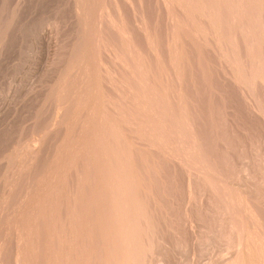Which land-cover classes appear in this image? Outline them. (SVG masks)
Returning <instances> with one entry per match:
<instances>
[{"label":"rangeland","instance_id":"374dc122","mask_svg":"<svg viewBox=\"0 0 264 264\" xmlns=\"http://www.w3.org/2000/svg\"><path fill=\"white\" fill-rule=\"evenodd\" d=\"M72 1L73 0H0V117H1L0 118V138H1L0 139V146H1L0 147V159H1L0 160V170H2V171H0L1 172L0 173V175H1L0 176V182H1L0 184H2L0 186L1 187V189H0V199H1L0 200V209L4 205L3 208L0 210L1 211L0 212V217H1L0 222L2 221V223H3L0 225V228H1V230L3 229L2 230L3 235L1 234V236L3 237L2 238L3 239L2 245H3V250L5 252L4 255L1 256V258L4 257L5 259L4 258H3V260L1 259L0 264H2L3 261H5V262H3V264H12L14 262L16 251H17L16 244L18 246L17 240H19V237L16 238V235H18V233L15 232V230H11L12 232L10 231L11 221L13 222V219L17 220V217H19L17 214H20L21 211H23L25 209V207L26 208L33 207L32 205H28V206L25 205L26 202H24L22 199L25 196L26 189H27L28 185L29 186L32 185L33 182L35 184L37 178L39 179L38 181H40V179L42 178V176H40V174L44 175L45 171L48 170L51 165H52L51 167H53L55 164L57 165L58 162L56 163V161H58V160H55L56 159L55 155L57 153L56 151H58L60 149L59 147H61V148L64 147L63 144H65V142H66V141H64L66 139L65 135H64L65 134L64 129H65V131L69 130L70 132H73V130L77 129V127L75 129H72L70 127L72 125L70 124L68 128H67L68 125L67 126L62 125L61 127H58L60 129L56 128L55 130H51L50 125H52V123L56 117L55 113H56V106H57V103H56L57 98L59 99L60 95L63 93V91H62V93L60 91L63 90L64 88H66L67 86H72V85L75 86L76 85L75 87L77 88L80 85H83V84L85 85V83L93 86V87H91L93 95H94V92H96L95 93L96 96H98V95L100 96L99 100L102 101V103H104V105L106 107L109 104V106L105 110V113H104V111L102 112L103 116L105 118H107L106 120H108L104 124V127L106 126L108 129L107 130L105 127V131H104V137H105V142H106L107 146H109L108 144H111V146H115L116 141H117L116 138L115 139L111 138V137L108 138V136L110 134V133H108V131H110V130L113 131L114 129L118 130L119 133L121 132L123 134V136L126 138V139L124 138L122 140V143L125 140L127 141V142L126 141L124 142L126 145L122 146L123 149L125 147L130 148V151L133 154L132 159L134 161V164L136 162V165H134L136 167V170L140 171V169H142L140 171L141 172L140 180L142 178L143 179L140 182H142L143 185L141 183H140V185L146 187L145 189H148L150 191L149 194H152L151 197L153 199L150 197L152 200L149 198L150 195L148 197L146 196L145 198H146V200H148V204L150 205V206L149 205L148 206L150 208H152V209H150L151 212L153 210V213H152L153 217L152 218L154 219L155 222H157L156 223L157 225L155 224V226L158 228L157 229L155 228V233H156L155 237L158 238L157 236L160 235L159 239L161 240V241L159 239L157 240L160 242H157L156 240L155 241L157 243H160L159 245H161V243H162L161 246L158 245L160 248L157 246L159 248V249L158 248L157 249L160 250V252H158V254H157V251H158L157 250L155 252L156 255L154 254V257L160 256L159 254H161V256H163V257L168 256L165 258L161 257L164 260H162L163 262L161 261V263H159V264H194V263L195 264L196 263L197 264H213L214 262H215L214 264H217V263L220 264V261H227L228 262L229 260L234 259V256L237 253L236 237H234L235 234L229 233L230 237H229V234H227V235L224 234V232H226L227 230H224L225 224L223 223V220H221L222 218L221 217L219 218V216H221V215L217 214V216H215V218L212 215H209L210 212H208L206 200H207V197L209 196L208 193L211 194V192H209L210 190L207 191V189H208L207 187H205L204 189H203V187H200L203 184V183L202 184L200 183V180H198L199 183L198 182L196 183L194 181V179H192V177H188L190 175H189L188 169H186L187 164L183 166L182 159L179 160L181 158L180 157L181 155H178V153L176 151L174 152V150H172V148H171L172 146L167 145L170 147V150L166 146V148H164V150H166V151H164L162 149L163 147L158 146L156 148L157 145H153L154 143L152 142L153 143L152 144L151 141H148L149 143L145 144L147 142H146V139H144V137H143L144 135H142L143 132H141V130L143 131V128L140 130V132H139V129L141 128V124L143 123V118H144L143 115L144 114L146 115L149 112V109H147V108L144 109V108L140 107V104H137V103L141 102V100H143V98L146 99V95H148V94L145 93L144 89L146 88V86L148 84L146 85V83L145 84L143 83L144 85L142 84L140 86V84H136V81H137L136 78L138 77L141 70L143 71L145 68V70L151 74V79H152V81L150 80V83L152 82V84H150L148 86V88H153V87H150L152 85L154 86L153 90L156 88L159 89V87L160 88L161 87L168 88V91L166 92V94H162L163 92L160 93L158 91V93H160V94H158L157 97H160L161 95H162L161 96L162 98L168 97V99L170 100V105H171L170 110L172 111L174 109L172 111V112L175 111L174 113H176V111H177L178 112L177 114H179L178 116H180V118L182 116V118H183V119L181 118L180 120L186 121V123H188V126L191 127V130L189 129L190 131H188V133L186 132L185 139H187V138H192L194 140L197 139L196 141H199V144H200L199 149H200V151H202L204 153L203 155L209 154V155H206V157H208V156L212 157L211 162H212V160L214 161L213 162L214 168L217 170L216 171L218 173L217 175H220V176H218L220 181H222V183H223L225 180L226 181L228 180L229 182H226V183L224 182V183L229 184V185H226L227 187L231 185L230 188L229 187L225 188L226 191H229L231 193V195L234 194L233 197L234 196L236 197V200L238 201L237 204L241 203V204H243V206H245V204L247 203L244 208L242 207L243 210L245 209L244 212L242 211V208L239 209L241 211L237 215L238 218L244 217V215H245V217H247V216H249V214L257 215L258 221H255V222L246 221L245 224H246V226L248 225L249 228H251L250 227L251 223H252V228H253V226H254V228L260 226V228L263 229V232L261 234V236L263 237L264 236V194H263L264 193V191H263L264 190V183H263L264 182L263 181V179H264V170H263L264 169V163H263V161H264V73L263 72H264V70L262 69L261 66H264V61H263L264 57H261V56L264 55L263 54L264 52L261 49L264 48V42H263L264 41V36H263L264 35V28L261 26H264V24L260 25V27L258 25V28L256 30V34L259 35V36H257L259 38V40L257 38V40L254 41L253 44H250V42L247 41V39H249V37L251 36L250 34L252 32L250 29L249 30L251 32L248 30L247 24H249L250 17L253 14L254 10L255 11L258 10L259 13L257 11L256 12L261 15V18H263L262 14L264 15V13H263L264 12V9H263L264 1L262 2L261 0L260 1L259 0H254V1L252 0L253 1L252 2L251 0H233V1L232 0H227V1L225 0L226 2H224V0H221V1L220 0H206V1L205 0H182V1H180V0H177V1L176 0H168L169 2H167V3L165 2L167 0H164V1L163 0H160V1L159 0H154V1L153 0H103L104 2L102 0H89V1L84 0L85 2L83 0H74L73 2ZM97 1H99V3ZM100 1H101V3H100ZM191 2L193 4H196V5L192 4L194 6L193 8H189V7H191L190 6ZM235 2L237 5L235 4ZM239 2H241V3H239ZM249 2H251V4ZM252 3H253V5H252ZM203 4H204V7H202ZM206 4H208V6ZM232 4H234L233 5L234 7L232 6ZM94 5H95V7H94ZM100 5H101V7H100ZM199 6L201 7L202 10H200ZM250 6L253 7L254 9L250 8ZM261 6H263V7H261ZM219 7L223 8L224 10L221 9V11H220ZM226 7L228 8V11H227ZM257 7H260V8H257ZM208 8H210V9H208ZM218 8H219V10H218ZM261 8L263 10V12L261 10L262 13L260 12ZM211 9H214V10H211ZM249 9H251V10L248 11ZM72 10H73V12H72ZM105 10H107V11H105ZM203 10H205L204 11L205 14L203 13ZM216 10L218 12L220 11L222 13L218 14V12ZM222 10L225 11L227 14L225 12H223ZM192 11H194V13L196 12V14L198 13V17ZM229 11L231 12V14ZM238 11H239V13H238ZM117 12H118V14H117ZM233 12H235V13L232 15ZM87 13H89V15ZM207 13H209V14L211 13V14L208 15ZM109 14H110V16H109ZM151 14H152V16H149ZM254 14L256 15V13H254ZM111 15H114L113 18ZM203 15L204 16L207 15V16L204 17ZM212 15H214V17ZM216 15H218V17ZM234 15H236V16H234ZM239 16H240V18H239ZM252 16H254V15H252ZM211 17L215 20L210 19ZM158 19H160V20H158ZM239 20H241V21H239ZM149 21H151V23ZM212 21L214 23H212ZM229 22L230 23L232 22V24H228ZM241 22H243V23H241ZM109 23H110V25H109ZM115 24H117V25H115ZM160 24H161V26H160ZM178 25H180V27ZM224 25H226V26H224ZM228 26H230V27L228 28ZM106 27L109 29H107ZM221 27H225L227 29H223ZM81 28H82V30H81ZM115 28H117V29H115ZM160 29H162V30H160ZM246 30H248V31H246ZM120 31L123 34L122 33L119 34ZM130 31H132V32H130ZM175 31H177V32H175ZM124 32H126L125 33L126 35L124 34ZM151 32H152V34H151ZM82 35H84V36H82ZM224 35H226V39L228 38L227 41H226ZM124 36H126V37H124ZM178 36H179V38H178ZM228 36L229 37L234 36L235 37L234 42L236 44L231 43L234 37L230 38V40H229ZM103 37L106 39H104ZM112 37H113V39H112ZM173 37H174V39H173ZM77 38H78V40H77ZM116 38H118V39H116ZM239 38H241V39H239ZM261 38H263V39H261ZM107 39L109 41H106ZM221 39H223V40H221ZM224 40H225V42H224ZM57 41H58V43H57ZM112 41H113V43H112ZM141 41H143L144 43ZM121 43H123V44H121ZM227 43H229V44H227ZM255 43H257V44L259 43L260 45L259 44L257 45ZM261 43L263 45H262V47H259V46H261ZM110 44H111V46H110ZM136 44H138V45H136ZM254 44H255V48H254L255 50H253ZM127 48H130V49L127 50ZM130 50H133V51H130ZM134 50L137 52H135ZM159 50H161V51H159ZM255 51H256L255 54L259 55L260 60H261V58H263L261 61L256 60V58L254 59L255 54H253V52H255ZM155 52H156V54H155ZM123 53H124V55H123ZM127 53H129V54H127ZM136 54H137V56H136ZM84 56L87 60L83 58ZM120 57H122L121 61H120ZM206 57H207V59H206ZM113 58L118 59V62H116ZM83 59H84V62L89 60L87 62L88 64L87 63L81 64L83 62ZM111 60H112V62L113 61H115V62L112 63ZM150 61H152V63ZM78 62H79V65H78ZM114 63H117V64H114ZM122 64H124L125 67ZM162 64H163V66H162ZM76 65L79 67H77ZM80 65H81V68H80ZM83 65H85L86 67L84 68ZM82 67L84 69L87 68L86 71ZM141 67L143 69L140 70ZM69 68H70V70H73V68H74L76 71L74 70L70 73ZM124 68H126V69H124ZM66 70H67V72H66ZM79 70H81V71H79ZM137 70H139V71H137ZM85 72H87V73H85ZM65 73H67V74H65ZM104 73L106 76L104 75ZM79 75H81V76L83 75L82 76L83 78ZM225 75H226V77H225ZM254 76L257 78L255 79ZM84 77L85 78L87 77V78L85 79ZM117 79L119 82L118 84H120V82H122L120 84L121 86L116 85ZM235 79H237V80L238 79H240V80L244 79V83H246L248 85L250 84L252 87L251 86L247 87L246 84L245 85L239 84L238 82H236ZM63 80H65V81H63ZM78 81H79V83H78ZM111 82H112V84H111ZM114 82H115V84H114ZM125 84H127L128 86ZM134 85H136V86H134ZM157 85H158V87H157ZM142 86H143V88H142ZM144 86H145V88H144ZM245 86L247 89L245 88ZM104 87H105V89H104ZM116 87H117V89H116ZM201 87H202V89H201ZM43 89H45V90H43ZM53 89H55V90H53ZM93 89H96V90H93ZM140 90H141V92H140ZM118 91H120V92H118ZM142 91L144 92L143 94H142ZM117 92H118V94H117ZM150 92H154V91L150 90ZM106 93H107V95H106ZM120 93H122V94H120ZM132 93H134V94H132ZM136 93H137V95H136ZM131 94L133 97L131 96ZM163 95H165V96H163ZM251 95H253V96H251ZM75 96L72 97V99L76 98L79 95L77 94V96L76 97ZM135 96H137V97H135ZM127 97L129 98L128 100H126ZM254 97H255V99H254ZM34 98H36V99L33 100ZM120 98H122L123 100L122 99L120 100ZM138 98L140 99V101ZM215 98H217V99H215ZM72 99L69 98V100L71 102L74 101L76 104L72 102L74 107L71 104V106L73 108L71 107V109L69 110L70 111L69 117H73V118H75V116L79 117V118L81 116L84 117L86 115V112H84V115H81V113H83L82 111H84V110L86 111V109L90 108V106H87V107L85 106L86 108L82 110V108H84L83 107L84 105L82 106L81 104L82 103L85 104L86 99H84L83 97H80V96L77 97L76 99H73V100ZM132 99H134V101ZM83 100H85V101H83ZM129 100L131 101V103ZM252 100H253V102H252ZM254 100H256V101H254ZM115 101H117V102H115ZM177 101H178V103H173V102H177ZM179 101L181 102L182 105L179 104ZM135 102H137V103H135ZM132 103H135V104H132ZM240 103H242V104H240ZM91 104H93V102H90V105ZM177 104L180 106H177ZM258 104L261 105L260 107H262L263 109L260 108L258 106ZM86 105H87V103H86ZM123 105H124V108H123ZM181 106L185 112L184 115L182 113L183 110L181 111ZM152 107H151L152 112L156 110L154 107H156L158 110L160 109V106H158V105H153ZM91 108H92V106H91ZM91 108H90V111H91ZM178 108H179V110H178ZM18 109H20L21 111L20 110L18 111ZM109 109H111L110 110L111 112H109ZM142 109H144V110L142 111ZM93 110L91 111V113L94 112V114H92V115L98 116L97 114H99V113L95 112ZM136 110H137V112H136ZM160 110H163V108ZM44 111L46 113H43ZM87 111H89V110H87ZM90 111L87 113H90ZM133 111H134V114H133ZM262 112H263V114H262ZM154 113H156V112H154ZM92 115L87 114V117H90V116L92 117ZM124 116H126L125 118H123L124 120L123 119L119 120L120 118H122ZM129 116H131L132 118ZM137 116H139L140 118ZM87 117H85V118H87ZM177 117H176V119H177ZM37 118H39V119H37ZM114 118H116V119H114ZM35 119H37L38 122ZM72 119L70 121H72ZM178 120H179V117H178ZM112 121H114V122L112 123ZM115 121H116V123H115ZM133 121H134V123H133ZM181 121H180V124H181ZM187 121H190V124ZM108 122H110V124L112 126L109 125ZM130 122H132V123L130 124ZM127 123L129 124V126ZM186 123H184V124L186 125ZM133 124H136V125L133 126ZM144 124L146 125L145 122L142 125H144ZM94 125H95V123L90 124V126H92V127H90L88 125V127L86 129L90 130V131H87V130L85 132L83 131V134L87 133V132L88 133L90 132L91 134H93V131L95 129H98V128H96L97 126L94 127ZM120 125L121 126L124 125V126L121 127ZM137 125L140 126V128ZM136 126L139 129H136L137 128ZM131 127L132 128L134 127L133 130ZM83 128L81 127L80 129L85 130V127H83ZM128 129H130V130H128ZM78 130L79 129H77L76 131H78ZM81 130H79V132H77L78 134H75L74 133L75 131L73 132L74 134L71 133L72 134V135H70L71 142H73L80 134H82ZM91 130H92V132H91ZM194 130H195V133H194ZM53 131H55V132H53ZM131 131L133 134L131 133ZM135 131L138 132L139 137H138V135H135L137 133L134 134ZM63 132H64V134H63ZM94 132H96V131H94ZM43 133H47V135L43 134ZM49 134H51V135H49ZM105 134H106V136H105ZM122 134L120 135L121 137H122ZM193 134H195V135H193ZM73 135H75V137L76 136L77 137L74 138ZM141 135L143 138L141 137ZM41 136L42 137L44 136V143H42L43 146H42V148H40V150H42V151H39V153L37 154L38 156H35V158H34L33 162H35V163H32V165H30V167L27 169L28 171L22 170L21 172L22 173L24 172V174L18 172L17 170H14L16 168L15 166L17 165L18 160H19L18 155L21 154V156L23 157L24 154H26V152H25L26 147L25 146H27L28 143H30V144L33 143V145L34 144L37 145V143H35L34 141H35V139H38ZM48 137H49L50 141L46 140ZM131 137H134L133 139H136V140H133ZM63 138H64V140H63ZM179 138L180 137H178L176 139L173 138L171 141L173 143H174V141L175 142L176 141L181 142L183 139L182 138L179 139ZM110 139H112V140H110ZM62 140H63V142H62ZM209 140H211V141H209ZM130 141H131V143L133 142L136 145H133V143L131 144ZM140 142H141V145L139 144ZM3 143H5V144H3ZM124 143L122 145H124ZM10 144H12V145H10ZM152 145L155 146L156 149ZM23 147H24V150H22ZM202 147H203V149H202ZM16 148H17V151H16ZM132 148L135 150H133ZM138 148H141V149L139 150ZM158 148L159 149L161 148V150H163V151L159 150ZM18 149H20V150H18ZM147 149H148L149 153H147ZM124 150H127V149H124ZM136 150H138V151H136ZM237 150H239V151H237ZM19 151H21L22 153ZM156 151L159 154H157ZM13 152L15 153L16 156L14 154H11ZM138 152H139V154L136 155V153H138ZM151 152H154V153H151ZM142 153H143V155H142ZM162 153H163V155H162ZM168 153L170 154V156H168ZM164 154H166V155H164ZM11 156H12V158H11ZM166 156H168V157H166ZM16 157H17V159L15 160ZM163 157L167 158V159H164ZM173 157H176V159L171 160V158H173ZM178 157H180V158L178 159ZM2 158L4 161L2 160ZM168 158L170 160H168ZM6 159H8V160H6ZM11 159L12 160L14 159V162H12V165L10 163L12 161ZM174 160H177V161H174ZM1 161H3V162H1ZM78 161H76L75 164L73 163L72 166L71 165L67 166L68 169H65L66 167L64 169H62L61 177L65 175L66 178H64V177H62V178L64 181L66 180V182L62 183L60 186L59 184L61 182H63L62 178H61L60 183L55 184L54 186L50 187V189H49L50 192H54V189L56 188L57 190H55V191L63 190V192L62 191H60V192H62L64 194L65 192L70 193L71 191H75L77 189L76 187H78L77 186L78 185L77 184L78 177H80V175L83 173L84 168L86 167V165H88L85 163V166H84L83 161H81V160H78ZM133 161H132V163H133ZM177 162H179V163H177ZM244 162H246V163H244ZM171 163H172V165H171ZM215 163H217V165ZM14 164H16V165H14ZM79 164H81V165H79ZM143 164H144V166H143ZM179 164H180V166H179ZM38 165H39V167H38ZM89 166H91V164H89ZM140 166H141V168H140ZM173 166H176V167H173ZM245 166H248L247 171L244 170ZM144 167H146V168H144ZM164 167H165V171H164ZM250 167H252V168L250 169ZM257 167H259V168H257ZM12 168H13V171H12ZM171 168H172V172H171ZM178 168H180V169H178ZM187 168H188V166H187ZM36 169L38 170L37 172H36ZM152 169H153V171H152ZM149 170L152 172L150 173ZM185 170H187V171H185ZM243 170H244V173H243ZM26 171H27V173H26ZM65 171L67 173H65ZM144 171H147L149 173H147V172L143 173ZM154 171H155V173H153ZM6 172H8V173H6ZM165 172H167V173H165ZM220 172H221V174H220ZM10 173L14 177L18 173L20 176L22 175L21 179H19V177H20L19 175L16 176V178L18 177L17 178L18 182L21 181L22 183H20V182L18 183V185H17L18 187H16L14 189V190H16V189L17 190L15 192H14V190L12 191V192H14V194L13 195L11 194L9 199H8L9 201H7L6 200L7 198H5V195L9 194L8 192L10 190L9 186H7V184L9 182H12L11 179L13 178V176L8 175ZM46 173H47V171H46ZM149 174H150V178L148 176ZM152 174H154V175H152ZM252 174H253V176H252ZM36 175H37V177H35L36 178L35 179L33 176H36ZM145 175L148 177V178L146 177V181L144 179ZM254 175H256V176H254ZM260 175H261V177H260ZM24 176L26 178H24ZM10 177H11V179H10ZM4 178H5V180H4ZM31 178H32V180H31ZM26 179L28 181L31 180V184H30V181L28 184V181H26ZM149 179H150V181H149ZM154 179H155V181H154ZM189 179H191V180L189 181ZM260 179H262V180H260ZM24 181H25V183L27 182L26 183L27 185L25 183L23 184ZM143 181H144V183H143ZM147 181H149V182H147ZM191 181H192V183L193 182L194 183L191 184ZM74 183H76V184H74ZM170 183H172V184H170ZM261 183H263V184H261ZM5 184H6V186H5ZM144 184H146V186ZM185 184H186V186H185ZM196 184H198V185L200 184L199 187L201 188V190ZM225 184H224V186H225ZM244 184H245V186H244ZM188 185H190V187ZM261 185H262V187H261ZM62 186H63V189H61ZM194 186L196 187V189L194 188ZM4 187L6 190L4 189ZM22 187H24V189ZM58 187H59V189H58ZM144 187H142V188L144 189ZM7 189H9V190H7ZM202 189L205 190V192L207 191L205 195L206 196L208 195V196L205 198V201L203 200L202 203L200 201H198L199 197L196 196L198 198V200H197L198 202L196 201V203H197V205H196L194 203L195 202L194 200H196L194 198H196V197H195V195L193 196V194L195 192H198V190H200L199 192L201 193L203 191ZM232 189H234L235 191L233 190L234 192H232ZM260 190L263 193H261ZM190 191L191 192L195 191V192L191 193ZM198 194L199 193H197L196 195H198ZM249 195L252 197H250ZM15 196H16V199L14 198ZM171 196H173V197H171ZM198 196H200V195H198ZM11 197H12V199H10ZM66 197H68V195L67 196L65 195L64 197L62 196L63 201L60 199V201L62 202L61 205H63V206L60 205V207H59L60 210L63 212V213H61L62 215L65 212L64 210H66L67 202L65 203V200L68 199ZM214 197H215L214 201L217 200V197L219 198L218 195H217V197H216V195ZM155 198H156V200H155ZM178 198H180V199H178ZM253 198L256 201H254ZM21 199H22L23 203H22ZM257 199L260 201H257ZM2 200H3V202H2ZM4 200L6 201V204L4 203ZM150 201H151L152 205H151ZM11 202H13V203H11ZM218 202H219L218 204H220V200H218ZM63 203H65L66 205ZM187 203H188L189 209H188ZM193 203H194V205H193ZM250 203H252L253 205ZM165 204H166V206H165ZM5 205H7V206H5ZM254 205H256V206H254ZM10 206H12V207L10 208ZM22 206L23 207L25 206V207L23 208ZM14 207H16V209ZM63 207H64V209H63ZM186 207L188 210L186 209ZM18 209H20V210L18 211ZM182 209H183V211H182ZM185 209L187 212H185ZM6 210L10 211V212H7ZM2 211H3V214H2ZM12 211L14 214L15 213L16 214L12 215L11 214ZM245 211L248 215L244 214ZM241 212L244 214L243 216H241L242 215ZM4 213H5V215H4ZM8 213H10V214H8ZM178 213H180V214L178 215ZM257 213H259V214H257ZM1 214H2V216H1ZM204 214H207V215H204ZM201 216H203V217H201ZM216 217H218L219 221L217 220ZM3 218L5 220H2ZM210 218L212 219V221ZM262 218H263V220H262ZM61 219H63V218L61 217ZM214 220H216L217 222L216 221L214 222ZM62 221H65V220H62ZM192 221H194V222H192ZM247 222H249V223L247 224ZM256 222H257V224H256ZM7 223H8V226H10V227L7 226ZM191 223H192V225H191ZM194 223H196V224H194ZM172 224H173V226H172ZM249 224H250V226H249ZM3 226H5L6 228ZM216 226H218V228ZM219 226H221V227H219ZM214 227H216V228H214ZM4 228H5V231H4ZM205 228H207V229H205ZM212 228H213V231L211 230ZM6 230L9 231L8 235H7ZM184 230H185V232H184ZM176 232H177V236L175 235ZM211 232L214 235H216V234L217 235L214 236ZM42 233H44V232H42ZM218 233L220 234V236ZM221 233L224 234L223 236H225V237H223L221 235ZM4 235H5V237H4ZM19 236H20V234H19ZM8 237H9V239H8ZM219 237H221L222 239L221 238L219 239ZM223 238H224V240H223ZM6 239H8V242ZM68 239H70V238H68ZM71 239H72V241H74L72 237H71ZM70 240H68V241H70ZM208 240L209 241L211 240L213 242H209ZM12 241H13V244H12ZM204 241H208V242H205L207 245H205V243H203ZM214 241H216V243H214ZM225 241H227V243L229 241L230 244L228 243L229 244L228 245ZM217 242H219V243H217ZM69 243H71V242H69ZM208 243H210V244H208ZM4 245L5 246L7 245L8 247L6 246L7 248H5ZM202 246H203V248H202ZM215 246H217V247H215ZM232 246H236V247H232ZM181 248H183V249H181ZM197 248H198V250H197ZM232 249H234V251H236V252H234ZM182 251L184 252V255H183ZM7 253H8V255H7ZM201 253L206 257H203V255ZM208 253H209V255H208ZM179 255H182V256L180 257ZM194 255H197V256H194ZM5 256H8V257H5ZM11 256H12V258H11ZM171 257H172V259H171ZM12 259H13V261H12ZM6 260L7 261L9 260V261L7 262ZM202 260H204V261H202Z\"/></svg>","mask_w":264,"mask_h":264},{"label":"bare ground","instance_id":"6f19581e","mask_svg":"<svg viewBox=\"0 0 264 264\" xmlns=\"http://www.w3.org/2000/svg\"><path fill=\"white\" fill-rule=\"evenodd\" d=\"M74 1V0H73ZM72 1V2H73ZM84 1V0H83ZM89 1V0H88ZM103 1V0H102ZM154 1V0H153ZM160 1V0H159ZM164 1V0H163ZM177 1V0H176ZM182 1V0H180ZM206 1V0H205ZM221 1V0H220ZM227 1V0H226ZM224 0V2H226ZM233 1V0H232ZM252 1V0H251ZM254 1V0H253ZM252 1V2H253ZM260 1V0H259ZM258 1V2H259ZM262 2L264 0H261ZM80 2V1H79ZM78 2V3H79ZM85 2V1H84ZM96 2V1H95ZM99 3V1H97ZM104 2V1H103ZM166 3L169 2L168 0L165 1ZM195 2V1H194ZM216 2V1H215ZM237 2V1H236ZM235 2V4H236ZM256 2V1H255ZM257 2V3H258ZM101 3V1H100ZM115 3V2H114ZM181 3V2H180ZM241 3V2H239ZM251 4V2H249ZM165 4V3H164ZM191 2V7L189 8H193L194 6L193 5H196V4H193ZM200 4V3H199ZM224 4V3H223ZM249 4V5H250ZM115 5V4H114ZM140 5V4H139ZM153 5V4H152ZM208 6V4H206ZM205 5V6H206ZM234 4H232L233 6ZM237 5V4H236ZM235 5V6H236ZM253 5V3H252ZM258 5V4H257ZM72 6V5H71ZM91 6V5H90ZM118 6V5H117ZM155 6V5H154ZM173 6V5H172ZM220 6V5H219ZM242 6V5H241ZM88 7V6H87ZM95 7V5H94ZM101 7V5H100ZM197 7V6H196ZM200 7V6H199ZM202 7H204V4L202 5ZM212 7V6H211ZM234 7V6H233ZM237 7V6H236ZM235 7V8H236ZM263 7V6H261ZM76 8V7H75ZM91 8V7H90ZM99 8V7H98ZM146 8V7H145ZM161 8V7H160ZM188 8V9H189ZM220 8V7H219ZM218 8V10H219ZM227 8V7H226ZM225 8V9H226ZM241 8V7H240ZM250 8L254 9L253 7L250 6ZM257 8H260V7H257ZM94 9V8H93ZM96 9V8H95ZM100 9V8H99ZM114 9V8H113ZM150 9V8H149ZM154 9V8H153ZM180 9V8H179ZM197 9V8H196ZM210 9V8H208ZM216 9V8H215ZM221 9L223 8H220V11ZM239 9V8H238ZM264 9V7H263ZM139 10V9H138ZM152 10V9H151ZM173 10V9H172ZM192 10V9H191ZM198 10V9H197ZM200 10L201 7H200ZM211 10H214V9H211ZM224 10V9H223ZM222 10V11H223ZM251 9H249L248 11H250ZM262 8L260 9V12H261ZM107 11V10H105ZM147 11V10H146ZM145 11V12H146ZM205 10H203V13H204ZM217 11V10H216ZM218 12L219 13H222V12ZM227 11H228V8H227ZM234 11V10H233ZM258 13L259 11L256 10ZM254 10L253 14L254 16L251 15L250 17V20H249V24H247V27H248V30L251 32V36L249 37V39H247V41L250 42V44H253L254 41L257 40V35L256 34V30L258 28V25L260 27V25H263L264 23V15L262 14L263 18H261V15L258 14ZM73 12V10H72ZM88 12V11H87ZM119 12V11H118ZM117 12V14H118ZM148 12V11H147ZM173 12V11H172ZM178 12V11H177ZM186 12V11H185ZM194 13V11H192ZM199 12V11H198ZM202 12V11H201ZM211 12V11H210ZM216 12V13H217ZM225 12V11H223ZM230 12V11H229ZM263 12V10H262ZM261 12V13H262ZM90 13V12H89ZM89 13H87L89 15ZM151 13V12H150ZM214 13V12H213ZM226 13V12H225ZM235 12L232 13V15L234 14ZM239 13V11H238ZM241 13V12H240ZM256 13V15L254 14ZM264 13V12H263ZM81 14V13H80ZM85 14V13H84ZM113 14V13H112ZM196 14V12L194 13ZM205 14V13H204ZM208 15H210L209 13H207ZM227 14V13H226ZM229 14V13H228ZM231 14V12H230ZM87 15V16H88ZM92 15V14H91ZM106 15V14H105ZM116 15V14H115ZM110 16V14H109ZM112 18L114 15H111ZM149 16H152L149 15ZM156 16V15H155ZM196 16L198 17V13L196 14ZM195 16V17H196ZM204 16V15H203ZM207 15H205L204 17H206ZM214 17V15H212ZM218 17V15H216ZM229 16V15H228ZM236 16V15H234ZM116 17V16H115ZM120 17V16H119ZM140 17V16H139ZM216 17V18H217ZM220 17V16H219ZM238 17V16H237ZM245 17V16H244ZM80 18V17H79ZM97 18V17H96ZM111 18V17H110ZM118 18V17H117ZM156 18V17H155ZM201 18V17H200ZM208 18V17H207ZM229 18V17H228ZM240 18V16H239ZM119 19V18H118ZM173 19V18H172ZM210 19H213L212 17ZM140 20V19H139ZM160 20V19H158ZM184 20V19H183ZM208 20V19H207ZM215 20V19H213ZM229 20V19H228ZM236 20V19H235ZM248 20V19H247ZM99 21V20H98ZM108 21V20H107ZM114 21V20H113ZM241 21V20H239ZM263 21V22H262ZM82 22V21H81ZM84 22V21H83ZM115 22V21H114ZM141 22V21H140ZM151 23V21H149ZM190 22V21H189ZM200 22V21H199ZM248 22V21H247ZM77 23V22H76ZM212 23H214L212 21ZM216 23V22H215ZM236 23V22H235ZM243 23V22H241ZM221 24V23H220ZM228 24H232V22L228 23ZM234 24V23H233ZM238 24V23H237ZM52 25V24H51ZM110 25V23H109ZM117 25V24H115ZM144 25V24H143ZM215 25V24H214ZM235 25V24H234ZM241 25V24H240ZM249 25V26H248ZM98 26V25H97ZM104 26V25H103ZM120 26V25H119ZM127 26V25H126ZM145 26V25H144ZM161 26V24H160ZM164 26V25H163ZM180 27V25H178ZM177 26V27H178ZM190 26V25H189ZM221 26V25H220ZM226 26V25H224ZM231 26V25H230ZM228 26V28L230 27ZM233 26V25H232ZM238 26V25H237ZM159 27V26H158ZM215 27V26H214ZM213 27V28H214ZM235 27V26H234ZM241 27V26H240ZM244 27V26H243ZM242 27V28H243ZM264 28V26H261ZM107 28V27H106ZM105 28V29H106ZM114 28V27H113ZM124 28V27H123ZM129 28V27H128ZM162 28V27H161ZM217 28V27H216ZM223 29H227L225 27H221ZM246 28V27H245ZM86 29V28H85ZM109 29V28H107ZM117 29V28H115ZM145 29V28H144ZM185 29V28H184ZM219 29V28H218ZM217 29V30H218ZM234 29V28H233ZM238 29V28H237ZM82 30V28H81ZM80 30V31H81ZM96 30V29H95ZM114 30V29H113ZM124 30V29H123ZM162 30V29H160ZM208 30V29H207ZM210 30V29H209ZM229 30V29H228ZM227 30V31H228ZM246 30V31H248ZM79 31V30H78ZM77 31V32H78ZM186 31V30H185ZM220 31V30H219ZM239 31V30H238ZM105 32V31H104ZM103 32V33H104ZM132 32V31H130ZM144 32V31H143ZM177 32V31H175ZM226 32V31H225ZM259 32V31H258ZM80 33V32H79ZM97 33V32H96ZM102 33V32H101ZM122 33L121 31L119 32V34ZM126 32H124L125 34ZM162 33V32H161ZM179 33V32H178ZM194 33V32H193ZM196 33V32H195ZM222 33V32H221ZM227 33V32H226ZM225 33V34H226ZM230 33V32H229ZM81 34V33H80ZM123 34V33H122ZM152 34V32H151ZM240 34V33H239ZM245 34V33H244ZM249 34V33H248ZM260 34V33H259ZM263 34V33H262ZM96 35V34H95ZM110 35V34H109ZM126 35V34H125ZM128 35V34H127ZM163 35V34H162ZM179 35V34H178ZM243 35V34H242ZM261 35V34H260ZM84 36V35H82ZM90 36V35H89ZM101 36V35H100ZM119 36V35H118ZM171 36V35H170ZM212 36V35H211ZM225 36V39H226V35ZM232 36V35H231ZM229 37V40L230 38H233V37ZM240 36V35H239ZM264 36V35H263ZM74 37V36H73ZM94 37V36H93ZM126 37V36H124ZM223 37V36H222ZM83 38V37H82ZM104 38V37H103ZM179 38V36H178ZM80 39V38H79ZM89 39V38H88ZM106 39V38H104ZM113 39V37H112ZM118 39V38H116ZM132 39V38H131ZM160 39V38H159ZM174 39V37H173ZM194 39V38H193ZM215 39V38H214ZM219 39V38H218ZM228 39V38H227ZM226 39V41H227ZM241 39V38H239ZM246 39V38H245ZM263 39V38H261ZM55 40V39H54ZM78 40V38H77ZM137 40V39H136ZM143 40V39H142ZM223 40V39H221ZM259 40V38H258ZM93 41V40H92ZM95 41V40H94ZM99 41V40H98ZM104 41V40H103ZM106 41H109L108 39ZM105 41V42H106ZM133 41V40H132ZM146 41V40H145ZM235 37L233 38L232 42L231 43H235ZM238 41V40H237ZM115 42V41H114ZM123 42V41H122ZM143 42V41H141ZM163 42V41H162ZM172 42V41H171ZM225 42V40H224ZM248 42V43H249ZM264 42V41H263ZM262 42V43H263ZM58 43V41H57ZM94 43V42H93ZM108 43V42H107ZM111 43V42H110ZM113 43V41H112ZM144 43V42H143ZM175 43V42H174ZM230 43V44H231ZM247 43V42H246ZM261 43V46L259 47H262V44ZM119 44V43H118ZM123 44V43H121ZM130 44V43H129ZM128 44V45H129ZM212 44V43H211ZM229 44V43H227ZM236 44V43H235ZM257 44V43H255ZM255 44H254V47H253V50H255ZM259 44V43H258ZM257 44V45H258ZM72 45V44H71ZM75 45V44H74ZM138 45V44H136ZM154 45V44H153ZM241 45V44H240ZM248 45V44H247ZM260 45V44H259ZM91 46V45H90ZM97 46V45H96ZM111 46V44H110ZM78 47V46H77ZM258 47V48H259ZM91 48V47H90ZM76 49V48H75ZM130 49V48H127V50ZM151 49V48H150ZM242 49V48H241ZM248 49V48H247ZM252 49V48H251ZM261 49V48H260ZM264 48H262L261 50L264 52L263 50ZM138 50V49H137ZM145 50V49H144ZM173 50V49H172ZM195 50V49H194ZM260 50V51H261ZM84 51V50H83ZM99 51V50H98ZM121 51V50H120ZM130 51H133V50H130ZM135 51V50H134ZM161 51V50H159ZM178 51V50H177ZM66 52V51H65ZM72 52V51H71ZM96 52V51H95ZM113 52V51H112ZM137 52V51H135ZM171 52V51H170ZM133 53V52H132ZM147 53V52H146ZM154 53V52H153ZM177 53V52H176ZM212 53V52H211ZM255 52H253V54H255ZM258 53V52H257ZM79 54V53H78ZM129 54V53H127ZM156 54V52H155ZM161 54V53H160ZM193 54V53H192ZM197 54V53H196ZM208 54V53H207ZM236 54V53H235ZM261 54V53H260ZM264 54V53H263ZM84 55V54H83ZM116 55V54H115ZM119 55V54H118ZM117 55V56H118ZM124 55V53H123ZM126 55V54H125ZM172 55V54H171ZM256 55V54H255ZM254 55V59L256 58V60H260V57L259 55L257 54L256 56ZM74 56V55H73ZM77 56V55H76ZM92 56V55H91ZM109 56V55H108ZM114 56V55H113ZM130 56V55H129ZM135 56V55H134ZM137 56V54H136ZM195 56V55H194ZM204 56V55H203ZM106 57V56H105ZM119 57V56H118ZM155 57V56H154ZM205 57V56H204ZM219 57V56H218ZM261 57H264L261 56ZM72 58V57H71ZM70 58V59H71ZM84 59L85 56L83 57ZM121 58L120 57V61H121ZM127 58V57H126ZM152 58V57H151ZM162 58V57H161ZM171 58V57H170ZM247 58V57H246ZM59 59V58H58ZM84 59H83V63H87L88 61L84 62ZM94 59V58H93ZM114 59V58H113ZM128 59V58H127ZM166 59V58H165ZM194 59V58H193ZM197 59V58H196ZM207 59V57H206ZM249 59V58H248ZM263 58H261L262 60ZM63 60V59H62ZM65 60V59H64ZM87 60V59H86ZM105 60V59H104ZM116 62H118V59H114ZM129 60V59H128ZM127 60V61H128ZM191 60V59H190ZM247 60V59H246ZM255 60V61H256ZM260 60V61H261ZM55 61V60H54ZM82 61V60H81ZM91 61V60H90ZM95 61V60H94ZM113 61V62H115ZM146 61V60H145ZM164 61V60H163ZM210 61V60H209ZM240 61V60H239ZM264 61V60H263ZM75 62V61H74ZM112 62V60H111ZM112 62V63H113ZM152 63V61H150ZM59 63V62H58ZM63 63V62H62ZM166 63V62H165ZM192 63V62H191ZM61 64V63H60ZM88 64V63H87ZM86 64V65H87ZM114 64H117V63H114ZM128 64V63H127ZM135 64V63H134ZM176 64V63H175ZM263 64V63H262ZM52 65V64H51ZM78 65H79V62H78ZM90 65V64H89ZM124 65V64H122ZM218 65V64H217ZM250 65V64H249ZM77 66V65H76ZM128 66V65H127ZM151 66V65H150ZM154 66V65H153ZM163 66V64H162ZM165 66V65H164ZM186 66V65H185ZM220 66V65H219ZM237 66V65H236ZM259 66V65H258ZM58 67V66H57ZM62 67V66H61ZM70 67V66H69ZM79 67V66H77ZM83 67L85 68L86 66L83 65ZM82 67V68H83ZM91 67V66H90ZM125 67V65H124ZM134 67V66H133ZM136 67V66H135ZM160 67V66H159ZM226 67V66H225ZM231 67V66H230ZM262 69L264 70V66H261ZM59 68V67H58ZM80 68H81V65H80ZM83 68V69H84ZM94 68V67H93ZM118 68V67H117ZM121 68V67H120ZM151 68V67H150ZM229 68V67H228ZM53 69V68H52ZM57 69V68H56ZM78 69V68H77ZM87 69V68H86ZM86 69H84L86 71ZM108 69V68H107ZM112 69V68H111ZM123 69V68H122ZM126 69V68H124ZM143 69L142 67L140 68V70ZM177 69V68H176ZM233 69V68H232ZM256 69V68H255ZM51 70V69H50ZM70 70V68H69ZM75 69L73 68V70H70V73L72 71H74ZM129 70V69H128ZM155 70V69H154ZM153 70V71H154ZM197 70V69H196ZM76 71V70H75ZM81 71V70H79ZM78 71V72H79ZM139 71V70H137ZM194 71V70H193ZM67 72V70H66ZM113 72V71H112ZM124 72V71H123ZM156 72V71H155ZM216 72V71H215ZM247 72V71H246ZM258 72V71H257ZM263 72V71H262ZM87 73V72H85ZM159 73V72H158ZM180 73V72H179ZM248 73V72H247ZM261 73V72H260ZM264 73V72H263ZM262 73V74H263ZM51 74V73H50ZM67 74V73H65ZM73 74V73H72ZM82 74V73H81ZM124 74V73H123ZM122 74V75H123ZM133 74V73H132ZM213 74V73H212ZM63 75V74H62ZM69 75V74H68ZM71 75V74H70ZM78 75V74H77ZM98 75V74H97ZM105 75V73H104ZM121 75V76H122ZM256 75V74H255ZM56 76V75H55ZM81 76V75H79ZM83 76V75H82ZM81 76V77H82ZM86 76V75H85ZM88 76V75H87ZM106 76V75H105ZM125 76V75H124ZM134 76V75H133ZM188 76V75H187ZM257 76V75H256ZM80 77V78H81ZM104 77V76H103ZM115 77V76H114ZM201 77V76H200ZM221 77V76H220ZM224 77V76H223ZM226 77V75H225ZM242 77V76H241ZM253 77V76H252ZM255 77V76H254ZM53 78V77H52ZM70 78V77H69ZM77 78V77H76ZM83 78V77H82ZM81 78V79H82ZM85 78V77H84ZM87 78V77H86ZM85 78V79H86ZM91 78V77H90ZM116 78V77H115ZM135 78V77H134ZM257 77H255L256 79ZM261 78V77H260ZM64 79V78H63ZM200 79V78H199ZM224 79V78H223ZM109 80V79H108ZM136 84H140V86L144 83H146V88L144 86V90H145V93L148 94L146 95V99L143 98V100H141V102L137 103V104H140V107L142 108H147L149 109V112L145 115H143V123L145 122L146 125H142L141 123V128L140 126H136L137 128L136 129H139V132L140 130L143 128V131L141 130L142 135H144V139H146V142L145 144H148L149 142L148 141H151V143L153 145H157L156 148L158 146H161L163 147L162 149L164 150V148H166L167 145L169 146H172V150H174V152L176 151L178 153V155H181L180 157H178L179 160L182 159V163H183V166L187 164L186 166V169H188V172H189V175L188 177H192V179H194V181L197 183H199L198 180H200V183L203 185H201L200 187H203V189L205 187H207V191L211 192L208 193L209 196L207 197L205 194V190H203L201 193L199 192L201 190V188L199 187L198 184H196L200 190H198V192H191V193H194L193 196L195 195V197H199V200L198 198H194L196 200H194L195 204L197 205L196 201H200L201 203L203 202V200L205 201V198L207 197V202H206V205H207V209H208V212H210L209 215H212L214 218L215 216H217V214L221 215L219 216V218L221 217L223 220V223L225 224L224 226V230H227L226 232H224L225 235L227 234H235L234 237H236V246H237V253L235 254L234 256V259L232 260H229L228 262L227 261H220V264H264V236L262 237L261 234L263 232V229L259 227H256L252 228V223H251V226L249 224V226L252 228H249L248 225L246 226L245 222L246 221H258V216L255 215V214H249V216L245 217L244 214L248 215L245 211V213L243 214L241 212V216L244 215V217H241V218H238V214L241 210L242 207L244 208L246 206H243V204L241 203H238L237 204V200H236V197L234 198L233 195H231V193L229 191H226V185H229L228 183L225 184L226 182H229L228 180L226 181L225 179V186L224 184L222 183V181H220V179L218 178V176L220 175H217L218 173L216 172L217 170L214 168V161L212 160L211 162V158L210 156L206 157V155H209V154H206V155H203L204 153L202 151H200V144H199V141H196L197 137L195 138L196 140L192 139V138H187L185 139V135H186V132L188 133V131L191 130V127L188 126V123H186V121H181L180 119V116H178L179 114H177L178 112L176 111V113L172 112L170 110V100L168 99V97L166 98H162L161 96L160 97H157L158 94L162 93V94H166V92L168 91V88L166 87H159V89H154V86H150V87H153V88H148V86L150 84H152V82L150 83V80L152 81L151 79V74L145 70L142 71L139 73L138 77L136 78ZM236 82H238L239 84H242V85H245L246 83H244V79L240 80V79H235ZM61 81V80H60ZM65 81V80H63ZM72 81V80H71ZM74 81V80H73ZM83 81V80H82ZM86 81V80H85ZM89 81V80H88ZM111 81V80H110ZM124 81V80H123ZM171 81V80H170ZM169 81V82H170ZM210 81V80H209ZM246 81V80H245ZM248 81V80H247ZM48 82V81H47ZM90 82V81H89ZM109 82V81H108ZM117 84L116 85H120L122 82H120V84H118V79H117ZM128 82V81H127ZM164 82V81H163ZM176 82V81H175ZM200 82V81H199ZM213 82V81H212ZM79 83V81H78ZM77 83V84H78ZM95 83V82H94ZM107 83V82H106ZM125 83V82H124ZM132 83V82H131ZM68 84V83H67ZM112 84V82H111ZM115 84V82H114ZM143 84V85H144ZM154 84V83H153ZM177 84V83H176ZM227 84V83H226ZM238 84V85H239ZM41 85V84H40ZM69 85V84H68ZM79 85V84H78ZM103 85V84H102ZM127 85V84H125ZM184 85V84H183ZM67 86V85H66ZM73 86V85H72ZM67 86L66 88H62L63 90H61L60 92L63 93L60 95L59 99L57 98V106H56V117L52 123V125H50L51 127V130H55L56 128L58 127H61L62 125H65L67 126V128L69 127V125L71 124L72 126H70L72 129H75L77 127V129L81 130L80 128L82 127H85V130H81L82 134H80L77 138L75 137V135H73L74 138H76L73 142H71V139H70V135H72L71 133H74L75 134H78L76 131L77 129L73 130V132H70L69 130L65 131L64 129V132L63 134L65 135V140L63 138L65 142L64 147H59L58 151H56V155H55V160H58L56 161L57 165L51 167L45 171L44 175H41L42 178L40 179V181H38L39 179L37 178L36 180V183L32 185H28L27 189H26V193H25V196L23 199L24 202H26L25 205H32L33 207H28L26 208L25 206V209L23 211H21L20 214H17L19 217H17V220L13 219V222L11 221V228H10V231L11 230H15V232L18 233V235H16V238L19 237V240L18 241V246L16 244V255H15V259H14V264H159L161 263L162 260H164L163 258L165 257H168V256H161V254H159L160 256H155L154 257V254L156 255V251L160 248L159 246L162 245H159L160 243H157V242H160L161 240L159 239V236H157L158 238L155 237L156 233H155V228L157 229L158 227L155 226V224L157 222L154 221V219L152 218L153 217V210L151 212L148 204V200H146V196L148 197L149 195V198L151 197L152 194H149L150 191L148 189H145L146 187L142 186V182H140V175H141V170L138 171L136 170V167L134 165H136V162L134 164V161L132 159L133 157V154L132 152L130 151V148H127L125 147L124 149H127V150H124L122 146H125L126 144L124 143V145H122V140L125 138L123 136V134L118 130H113V131H108L109 136L108 138H116V144L115 146H111V144H108L109 146H107L106 142H105V137H104V131H105V127H104V124L108 121L106 120L107 118H105L102 114V112L104 111L105 113V110L107 109L104 103H102V101H100V96H96V92H94V95H93V92H92V88L93 86L91 85H88L87 83H85V85H80L78 86L77 88L75 86ZM90 86V87H89ZM114 86V85H113ZM121 86V85H120ZM123 86V85H122ZM128 86V85H127ZM136 86V85H134ZM191 86V85H190ZM213 86V85H212ZM240 86V85H239ZM247 87L251 86L250 84H246ZM245 86V88H246ZM43 87V86H42ZM65 87V86H64ZM103 87V86H102ZM106 87V86H105ZM104 87V89H105ZM130 87V86H129ZM158 87V85H157ZM233 87V86H232ZM252 87V86H251ZM250 87V88H251ZM107 88V87H106ZM143 88V86H142ZM215 88V87H214ZM236 88V87H235ZM249 88V89H250ZM61 89V88H60ZM109 89V88H108ZM117 89V87H116ZM199 89V88H198ZM202 89V87H201ZM247 89V88H246ZM45 90V89H43ZM55 90V89H53ZM52 90V91H53ZM93 90H96V89H93ZM114 90V89H113ZM135 90V89H134ZM137 90V89H136ZM151 91H154V92H150ZM245 90V89H244ZM243 90V91H244ZM262 90V89H261ZM116 91V90H115ZM158 91L160 93H158ZM201 91V90H200ZM203 91V90H202ZM219 91V90H218ZM224 91V90H223ZM252 91V90H251ZM56 92V91H55ZM120 92V91H118ZM117 92V94H118ZM141 92V90H140ZM204 92V91H203ZM208 92V91H207ZM37 93V92H36ZM115 93V92H114ZM113 93V94H114ZM130 93V92H129ZM144 92L142 91V94ZM169 93V92H168ZM213 93V92H212ZM77 94L80 96V97H83L85 100L86 103L85 104H81L85 109L87 106H92L91 108V111H95V112H98L99 114H97L98 116H94L91 113L90 111V108L86 109V111H82L83 113H81V115H84V112H86V115L83 117L81 116L80 118L79 117H76L73 118V117H69V113H70V109L71 107L73 106V103H75L74 101H70V99H72V97H74L75 95L77 96ZM112 94V93H111ZM122 94V93H120ZM134 94V93H132ZM131 94V96H132ZM139 94V93H138ZM141 94V93H140ZM203 94V93H202ZM250 94V93H249ZM57 95V94H56ZM107 95V93H106ZM124 95V94H123ZM137 95V93H136ZM223 95V94H222ZM262 95V94H261ZM52 96V95H51ZM75 96V97H76ZM77 96V97H79ZM104 96V95H103ZM128 96V95H127ZM165 96V95H163ZM177 96V95H176ZM205 96V95H204ZM244 96V95H243ZM253 96V95H251ZM16 97V96H15ZM35 97V96H34ZM38 97V96H37ZM76 97V98H77ZM115 97V96H114ZM117 97V96H116ZM133 97V96H132ZM137 97V96H135ZM194 97V96H193ZM211 97V96H210ZM76 98H73V99H76ZM131 98V97H130ZM140 98V97H139ZM138 98V99H139ZM36 98H34L33 100H35ZM45 99V98H44ZM52 99V98H51ZM72 99V100H73ZM102 99V98H101ZM104 99V98H103ZM122 98H120L121 100ZM129 98L127 97L126 100H128ZM217 99V98H215ZM255 99V97H254ZM56 100V99H55ZM108 100V99H107ZM123 100V99H122ZM134 101V99H132ZM40 101V100H39ZM45 101V100H44ZM130 101V100H129ZM128 101V102H129ZM140 101V99H139ZM175 101V100H174ZM256 101V100H254ZM71 102V103H70ZM80 102V101H79ZM90 102H93V104L90 105ZM104 102V101H103ZM117 102V101H115ZM127 102V103H128ZM217 102V101H216ZM253 102V100H252ZM35 103V102H34ZM40 103V102H39ZM108 103V102H107ZM106 103V104H107ZM111 103V102H110ZM122 103V102H121ZM120 103V104H121ZM126 103V104H127ZM131 103V101H130ZM129 103V104H130ZM135 103H132V104H135ZM173 103H178L177 102H173ZM190 103V102H189ZM192 103V102H191ZM211 103V102H210ZM259 103V102H258ZM26 104V103H25ZM29 104V103H28ZM72 104V106H71ZM76 104V103H75ZM89 104V105H88ZM116 104V103H115ZM124 104V103H123ZM125 104V105H126ZM179 104H181V102L179 101ZM221 104V103H220ZM242 104V103H240ZM262 104V103H261ZM52 105V104H51ZM78 105V104H77ZM117 105V104H116ZM128 105V104H127ZM153 105H158L160 106V109L163 108V110H158L156 107H154L156 110L155 111H151V109L153 108L152 106ZM177 104V106H180ZM216 105V104H215ZM33 106V105H32ZM35 106V105H34ZM54 106V105H53ZM86 106V107H85ZM112 106V105H111ZM253 106V105H252ZM258 106L260 107L261 105L258 104ZM21 107V106H20ZM25 107V106H24ZM74 107V106H73ZM72 107V108H73ZM77 107V106H76ZM117 107V106H116ZM121 107V106H120ZM135 107V106H134ZM152 107V108H151ZM216 107V106H215ZM220 107V106H219ZM36 108V107H35ZM55 108V107H54ZM110 108V107H109ZM123 108H124V105H123ZM133 108V107H132ZM176 108V107H175ZM258 108V107H257ZM262 108V107H260ZM259 108V109H260ZM11 109V108H10ZM117 109V108H116ZM138 109V108H137ZM142 109V111L144 110ZM177 109V108H176ZM186 109V108H185ZM213 109V108H212ZM251 109V108H250ZM258 109V110H259ZM263 109V108H262ZM7 110V109H6ZM20 109H18L19 111ZM47 110V109H46ZM55 110V109H54ZM73 110V109H72ZM90 113H87L89 111ZM111 109H109V112ZM154 110V109H153ZM158 110V111H157ZM179 110V108H178ZM183 110L182 106H181V111ZM192 110V109H191ZM17 111V112H18ZM21 111V110H20ZM141 111V110H140ZM193 111V110H192ZM23 112V111H22ZM26 112V111H25ZM125 112V111H124ZM132 112V111H131ZM137 112V110H136ZM156 112V113H154ZM158 112V113H157ZM207 112V111H206ZM215 112V111H214ZM21 113V112H20ZM43 113H46L45 111ZM51 113V112H50ZM130 113V112H129ZM180 113V112H179ZM183 115H184V110L182 111ZM192 113V112H191ZM212 113V112H211ZM261 113V112H260ZM78 114V113H77ZM87 114L88 115H92V117H87ZM123 114V113H122ZM133 114H134V111H133ZM181 114V113H180ZM201 114V113H200ZM204 114V113H203ZM218 114V113H217ZM222 114V113H221ZM263 114V112H262ZM19 115V114H18ZM50 115V114H49ZM124 115V114H123ZM126 115V114H125ZM128 115V114H127ZM196 115V114H195ZM194 115V116H195ZM94 116V117H93ZM112 116V115H111ZM140 116V115H139ZM137 116V117H139ZM179 117V120L181 121V124H180V121L178 120V117ZM205 116V115H204ZM224 116V115H223ZM256 116V115H255ZM41 117V116H40ZM87 117V118H85ZM110 117V116H109ZM126 116L120 118L119 120L125 118ZM131 117V116H129ZM128 117V118H129ZM141 117V116H140ZM139 117V118H140ZM177 117V119H176ZM213 117V116H212ZM1 118V117H0ZM73 118V119H72ZM132 118V117H131ZM185 118V117H184ZM17 119V118H16ZM15 119V120H16ZM22 119V118H21ZM39 119V118H37ZM37 119H35L37 121ZM72 119V121H70ZM116 119V118H114ZM136 119V118H135ZM183 119V118H182ZM186 119V118H185ZM256 119V118H255ZM260 119V118H259ZM3 120V119H2ZM19 120V119H18ZM24 120V119H23ZM30 120V119H29ZM124 120V119H123ZM131 120V119H130ZM129 120V121H130ZM133 120V119H132ZM140 120V119H139ZM179 122H178V121ZM191 120V119H190ZM206 120V119H205ZM208 120V119H207ZM110 121V120H109ZM142 121V120H141ZM211 121V120H210ZM3 122V121H2ZM17 122V121H16ZM38 122V121H37ZM70 122V123H69ZM114 121H112L113 123ZM120 122V121H119ZM124 122V121H123ZM128 122V121H127ZM189 122L190 124V121H187ZM25 123V122H24ZM34 123V122H33ZM91 123H95L94 127L97 126L96 128L98 129H95L94 132L93 131V134H91L90 132L88 133H84L83 134V131L85 132L88 127V125L90 126ZM109 125L110 122H108ZM107 123V124H108ZM116 123V121H115ZM132 122H130L131 124ZM134 123V121H133ZM179 123V124H178ZM186 123V125L184 124ZM260 123V122H259ZM3 124V123H2ZM40 124V123H39ZM75 126H74V125ZM120 124V123H119ZM128 124V123H127ZM193 124V123H192ZM199 124V123H198ZM29 125V124H28ZM44 125V124H43ZM77 125V126H76ZM93 125V124H92ZM122 125V124H121ZM120 125V126H121ZM136 124H133V126H135ZM218 125V124H217ZM80 126V127H79ZM108 126V125H107ZM112 126V125H111ZM119 126V127H120ZM124 126V125H123ZM121 126V127H123ZM126 126V125H125ZM129 126V124H128ZM193 126V125H192ZM199 126V125H198ZM79 127V128H78ZM92 127V126H90ZM89 127V128H90ZM115 127V126H114ZM117 127V126H116ZM13 128V127H12ZM27 128V127H26ZM70 128V129H71ZM132 128V127H131ZM134 128V127H133ZM132 128V130H133ZM194 128V127H193ZM36 129V128H35ZM60 129V128H58ZM84 129V128H83ZM91 129V128H90ZM107 129V127H106ZM190 129V130H189ZM13 130V129H12ZM11 130V131H12ZM16 130V129H15ZM50 130V129H49ZM108 130V129H107ZM121 130V129H120ZM130 130V129H128ZM60 131V130H59ZM58 131V132H59ZM63 131V130H62ZM87 131H90V130H87ZM126 131V130H125ZM124 131V132H125ZM138 131V130H137ZM193 131V130H192ZM202 131V130H201ZM34 132V131H33ZM55 132V131H53ZM80 132V133H81ZM92 132V130H91ZM123 132V131H122ZM197 132V131H196ZM200 132V131H199ZM30 133V132H29ZM48 133V132H47ZM47 133H43V134H46ZM62 133V132H61ZM73 133V134H74ZM106 133V132H105ZM132 133V131H131ZM130 133V134H131ZM137 133V134H135ZM194 133H195V130H194ZM208 133V132H207ZM215 133V132H214ZM9 134V133H8ZM11 134V133H10ZM54 134V133H53ZM107 134V133H106ZM105 134V136H106ZM122 134V137L120 136ZM126 134V133H125ZM128 134V133H127ZM133 134V133H132ZM135 135H138V132H134ZM51 135V134H49ZM60 135V134H59ZM62 135V134H61ZM108 135V134H107ZM141 135V137H142ZM188 135V134H187ZM190 135V134H189ZM195 135V134H193ZM223 135V134H222ZM55 136V135H54ZM129 136V135H128ZM132 136V135H131ZM228 136V135H227ZM37 137V136H36ZM60 137V136H59ZM58 137V138H59ZM119 137V138H118ZM121 137V138H120ZM136 137V136H135ZM139 137V135H138ZM142 137V138H143ZM180 137L179 139H183L181 142H175L174 143L171 141L173 138L176 139ZM190 137V136H189ZM192 137V136H191ZM194 137V136H193ZM208 137V136H207ZM216 137V136H215ZM52 138V137H51ZM50 138V139H51ZM107 138V137H106ZM130 138V137H129ZM132 139L134 137H131ZM223 138V137H222ZM1 139V138H0ZM126 139V138H125ZM199 139V138H198ZM206 139V138H205ZM33 140V139H32ZM46 140H49V137L46 139ZM45 140V141H46ZM62 140V142H63ZM112 140V139H110ZM109 140V141H110ZM133 140H136V139H133ZM178 140V139H177ZM207 140V139H206ZM215 140V139H214ZM50 141V140H49ZM107 141V140H106ZM114 141V140H113ZM112 141V142H113ZM205 141V140H204ZM211 141V140H209ZM231 141V140H230ZM33 142V141H32ZM36 144L33 145V143H26L27 146H25L26 148V154H24V158L20 155H18V163L15 167L14 170H17L18 172L22 173L21 171L22 170H27L30 165H32V163H35L33 162L34 161V158L35 156H38L37 154L39 153V151H42L40 150V148H42L43 144L44 143V136L42 137H39L38 139H35L34 141ZM53 142V141H52ZM127 142V141H126ZM129 142V141H128ZM108 143V142H107ZM111 143V142H110ZM131 143V141H130ZM133 143V142H132ZM131 143V144H132ZM137 143V142H136ZM5 144V143H3ZM129 144V143H128ZM141 145V142L139 143ZM230 144V143H229ZM12 145V144H10ZM18 145V144H17ZM21 145V144H20ZM49 145V144H48ZM133 145H136L133 143ZM139 145V146H140ZM143 145V144H142ZM152 145V146H153ZM7 146V145H6ZM57 146V145H56ZM55 146V147H56ZM130 146V145H129ZM146 146V145H145ZM148 146V145H147ZM167 146L170 150V147ZM205 146V145H204ZM1 147V146H0ZM45 147V146H44ZM43 147V148H44ZM47 147V146H46ZM142 147V146H141ZM155 148V146H153ZM152 147V148H153ZM210 147V146H209ZM219 147V146H218ZM222 147V146H221ZM7 148V147H6ZM9 148V147H8ZM137 148V147H136ZM153 148V149H154ZM155 148V149H156ZM205 148V147H204ZM3 149V148H2ZM133 149V148H132ZM139 150L141 148H138ZM151 149V148H150ZM159 149V148H158ZM157 149V150H158ZM203 149V147H202ZM211 149V148H210ZM20 150V149H18ZM24 150V147L23 149ZM45 150V149H44ZM43 150V151H44ZM50 150V149H49ZM135 150V149H133ZM132 150V151H133ZM161 150V148L159 149ZM161 150V151H163ZM171 150V151H172ZM16 151H17V148H16ZM138 151V150H136ZM135 151V152H136ZM151 151V150H150ZM155 151V150H154ZM166 151V150H164ZM211 151V150H210ZM213 151V150H212ZM223 151V150H222ZM239 151V150H237ZM6 152V151H5ZM21 152V151H19ZM24 152V153H25ZM140 152V151H139ZM136 153L137 154H139ZM144 152V151H143ZM157 152V151H156ZM168 152V151H167ZM173 152V151H172ZM205 152V151H204ZM232 152V151H231ZM2 153V152H1ZM22 153V152H21ZM42 153V152H41ZM134 153V152H133ZM147 153H149L148 149H147ZM151 153H154V152H151ZM161 153V152H160ZM170 153V152H169ZM168 153V156H170V154ZM11 154H14L15 153H11ZM18 154V153H17ZM157 154H159L157 152ZM167 154V153H166ZM164 154V155H166ZM7 155V154H6ZM143 155V153H142ZM161 155V154H160ZM163 155V153H162ZM161 155V156H162ZM176 155V154H175ZM174 155V156H175ZM16 156V155H15ZM40 156V155H39ZM135 156V155H134ZM141 156V155H140ZM166 156V157H168ZM222 156V155H221ZM107 157V158H106ZM6 158V157H5ZM12 158V156H11ZM137 158V157H136ZM140 158V157H139ZM148 158V157H147ZM164 158V157H163ZM210 158V159H209ZM227 158V157H226ZM249 158V157H248ZM9 159V158H8ZM6 159V160H8ZM17 159V157L15 158V160ZM132 159V160H131ZM143 159V158H142ZM159 159V158H158ZM157 159V160H158ZM164 159H167V158H164ZM172 159H176V157H173L171 158ZM177 159V160H178ZM234 159V158H233ZM1 160V159H0ZM3 160V158H2ZM12 160V159H11ZM78 160H81L83 161L84 163V166H85V163L88 164L86 165V167L84 168L83 170V173L80 175V177H78V181H77V186L76 187L77 189L75 191H71L70 193L68 192H65L64 194L62 193L63 190H58V191H55L57 190L56 188L54 189V192H50L49 189L50 187L54 186L55 184H58L60 183L61 181V178L64 177L66 178V176H62L61 177V171L62 169H68L67 166L71 165L76 161ZM156 160V159H155ZM168 160H170L168 158ZM177 160H174V161H177ZM215 160V159H214ZM221 160V159H220ZM4 161V160H3ZM1 161V162H3ZM53 161V160H52ZM133 161V163H132ZM136 161V160H135ZM142 161V160H141ZM185 163H184V162ZM238 161V160H237ZM6 162V161H5ZM12 162H14V159L10 162L11 165H12ZM51 162V161H50ZM79 162V161H78ZM139 162V161H138ZM152 162V161H151ZM161 162V161H160ZM163 162V161H162ZM172 162V161H171ZM180 162V161H179ZM177 162V163H179ZM217 162V161H216ZM8 163V162H7ZM16 163V162H15ZM40 163V162H39ZM52 163V162H51ZM81 163V162H80ZM181 163V162H180ZM181 163V164H182ZM231 163V162H230ZM243 163V162H242ZM246 163V162H244ZM264 163V161H263ZM5 164V163H4ZM89 164H91V166H89ZM140 164V163H139ZM166 164V163H165ZM174 164V163H173ZM217 165V163H215ZM3 165V164H2ZM1 165V166H2ZM7 165V164H6ZM41 165V164H40ZM81 165V164H79ZM153 165V164H152ZM157 165V164H156ZM172 165V163H171ZM175 165V164H174ZM243 165V164H242ZM47 166V165H46ZM144 166V164H143ZM148 166V165H147ZM180 166V164H179ZM9 167V166H8ZM39 167V165H38ZM37 167V168H38ZM138 167V166H137ZM173 167H176V166H173ZM182 167V166H181ZM216 167V166H215ZM44 168V167H43ZM78 168V167H77ZM82 168V167H81ZM89 168V169H88ZM141 168V166H140ZM146 168V167H144ZM148 168V167H147ZM154 168V167H153ZM220 168V167H219ZM252 167H250L251 169ZM259 168V167H257ZM2 169V168H1ZM33 169V168H32ZM70 169V168H69ZM180 169V168H178ZM249 169V170H250ZM41 170V169H40ZM78 170V169H77ZM146 170V169H145ZM155 170V169H154ZM182 170V169H181ZM224 170V169H223ZM242 170V169H241ZM244 170L247 171L248 170V166H245L244 167ZM244 170H243V173H244ZM264 170V169H263ZM2 171V170H0ZM9 171V170H8ZM12 171H13V168H12ZM28 171V170H27ZM26 171V173H27ZM33 171V170H32ZM38 170L36 169V172ZM69 171V170H68ZM150 171V170H149ZM153 171V169H152ZM150 171V173L152 172ZM164 171H165V167H164ZM183 171V170H182ZM187 171V170H185ZM10 172V171H9ZM147 171H144L143 173H145ZM171 172H172V168H171ZM187 172V173H188ZM219 172V171H218ZM1 173V172H0ZM8 173V172H6ZM15 173V172H14ZM17 173V172H16ZM65 173H67L65 171ZM71 173V172H70ZM142 173V174H143ZM149 173V172H147ZM146 173V174H147ZM155 173V171L153 172ZM167 173V172H165ZM169 173V172H168ZM184 173V172H183ZM186 173V172H185ZM252 173V172H251ZM3 174V173H2ZM24 174V172L22 173ZM32 174V173H31ZM37 174V173H36ZM39 174V173H38ZM64 174V173H63ZM78 174V173H77ZM221 174V172H220ZM232 174V173H231ZM246 174V173H245ZM8 175H11L13 176L11 173L8 174ZM15 175V174H14ZM19 173L16 175L18 176ZM26 175V174H25ZM29 175V174H28ZM79 175V174H78ZM144 175V174H143ZM154 175V174H152ZM151 175V176H152ZM164 175V174H163ZM236 175V174H235ZM257 175V174H256ZM254 175V176H256ZM263 175V174H262ZM1 176V175H0ZM16 176L11 179L12 182H9L7 184V186H9V194L5 195V198H7L6 200L9 201V197L10 195L14 194V192L17 190H14L16 187H18V183H22L21 181L18 182V177L16 178ZM20 176V175H19ZM22 176V175H21ZM21 176L19 177V179H21ZM31 176V175H30ZM74 176V175H73ZM149 178H150V174L148 175ZM169 176V175H168ZM187 176V175H186ZM253 176V174H252ZM6 177V176H5ZM28 177V176H27ZM34 178L37 177L36 176H33ZM142 177V176H141ZM146 175H145V181H146ZM223 177V176H222ZM226 177V176H225ZM246 177V176H245ZM261 177V175H260ZM7 178V177H6ZM24 178H26L24 176ZM40 178V177H39ZM72 178V177H71ZM148 178V177H147ZM172 178V177H171ZM251 178V177H250ZM254 178V177H253ZM9 179V178H8ZM36 179V178H35ZM34 179V180H35ZM70 179V178H69ZM222 179V178H221ZM228 179V178H227ZM5 180V178H4ZM7 180V179H6ZM10 180V181H11ZM32 180V178H31ZM31 180L30 181V184H31ZM148 180V179H147ZM191 179H189L190 181ZM197 180V181H196ZM223 180V179H222ZM262 180V179H260ZM26 181H28L26 179ZM29 181H28V184H29ZM62 181L59 185L61 186L62 183L66 182V180L64 181L63 178H62ZM71 181V180H70ZM75 181V180H74ZM150 181V179H149ZM147 181V182H149ZM155 181V179H154ZM188 181V182H189ZM193 181V180H192ZM191 181V184H193ZM202 181V182H201ZM254 181V180H253ZM264 181V179H263ZM69 182V181H68ZM182 182V181H181ZM1 183V182H0ZM5 183V182H4ZM7 183V182H6ZM25 183V181L23 182V184ZM27 183V182H26ZM25 183V184H26ZM140 183L142 185H140ZM144 183V181H143ZM250 183V182H249ZM264 183V182H263ZM261 183V184H263ZM67 184V183H66ZM65 184V185H66ZM76 184V183H74ZM147 184V183H146ZM146 184H144L146 186ZM172 184V183H170ZM182 184V183H181ZM188 184V183H187ZM242 184V183H241ZM260 184V183H259ZM2 184H0L1 186ZM27 185V184H26ZM64 185V184H63ZM195 185V184H194ZM247 185V184H246ZM6 186V184H5ZM22 186V185H21ZM75 186V185H74ZM73 186V187H74ZM184 186V185H183ZM186 186V184H185ZM190 187V185H188ZM231 186V185H230ZM230 186H228L230 188ZM245 186V184H244ZM254 186V185H253ZM26 187V186H25ZM144 187V189L142 188ZM227 187V188H228ZM252 187V186H251ZM262 187V185H261ZM24 189V187H22ZM21 188V189H22ZM169 188V187H168ZM194 188L196 189V187L194 186ZM232 188V187H231ZM255 188V187H254ZM1 189V187H0ZM5 189V187H4ZM20 189V188H19ZM59 189V187H58ZM63 189V186L62 188ZM191 189V188H190ZM189 189V190H190ZM244 189V188H243ZM6 190V189H5ZM14 190V192H12ZM71 190V189H70ZM180 190V189H179ZM188 190V191H189ZM228 190V189H227ZM234 189H232V192ZM257 190V189H256ZM263 190V189H262ZM24 191V190H23ZM62 191V192H60ZM251 191V190H250ZM264 191V190H263ZM230 194H229V193ZM261 193H263L261 190H260ZM23 193V194H24ZM63 195H62V194ZM190 193V194H191ZM197 193H199L198 195H196ZM238 193V192H237ZM236 193V194H237ZM251 193V192H250ZM5 194V193H4ZM167 194V193H166ZM185 194V193H184ZM253 194V193H252ZM251 194V195H252ZM264 194V193H263ZM262 194V195H263ZM67 196L65 200V203L67 202V205H66V210H64V214L62 215L61 213H63L61 210H60V205L62 204V202L60 201V199L62 200V196ZM164 195V194H163ZM168 195V194H167ZM217 195L219 196V198L217 197V200L214 201V196ZM60 196V197H59ZM169 196V195H168ZM177 196V195H176ZM191 196V195H190ZM192 196V197H193ZM238 196V195H237ZM250 196V195H249ZM248 196V197H249ZM3 197V196H2ZM154 197V196H153ZM173 197V196H171ZM191 197V198H192ZM240 197V196H239ZM252 197V196H250ZM16 199V196L14 197ZM152 198V197H151ZM150 198V199H151ZM190 198V199H191ZM244 198V197H243ZM12 199V197L10 198ZM14 199V200H15ZM20 199V198H19ZM21 199V201H22ZM153 199V198H152ZM151 199V200H152ZM180 199V198H178ZM241 199V198H240ZM254 199V198H253ZM1 200V199H0ZM156 200V198H155ZM193 200V199H192ZM218 200H220V204H218ZM22 201V203H23ZM63 201V200H62ZM170 201V200H169ZM186 201V200H185ZM197 201V202H198ZM217 201V202H216ZM244 201V200H243ZM254 201H256L254 199ZM257 201H260L257 199ZM262 201V200H261ZM3 202V200H2ZM153 202V201H152ZM155 202V201H154ZM189 202V201H188ZM193 202V201H192ZM251 202V201H250ZM4 203L6 204V201L4 200ZM9 203V202H8ZM13 203V202H11ZM15 203V202H14ZM20 203V202H19ZM151 203V201H150ZM193 203V205H194ZM259 203V202H258ZM263 203V202H262ZM156 204V203H155ZM174 204V203H173ZM252 204V203H250ZM261 204V203H260ZM10 205V204H9ZM23 205V204H22ZM149 205V206H148ZM152 205V203H151ZM204 205V204H203ZM253 205V204H252ZM4 206V205H3ZM2 206V208H3ZM7 206V205H5ZM20 206V205H19ZM63 206V205H61ZM166 206V204H165ZM187 206H188V203H187ZM256 206V205H254ZM12 206H10L11 208ZM23 207V206H22ZM23 207V208H24ZM65 207V206H64ZM63 207V209H64ZM149 207V208H148ZM200 207V206H199ZM1 208V209H2ZM16 209V207H14ZM242 208V211L244 212ZM0 209V210H1ZM62 209V208H61ZM154 209V208H153ZM169 209V208H168ZM176 209V208H175ZM187 209V207H186ZM185 209V212H187ZM188 209H189V206H188ZM187 209V210H188ZM5 210V209H4ZM10 210V209H9ZM20 209H18L19 211ZM161 210V209H160ZM7 211V210H6ZM172 211V210H171ZM176 211V210H175ZM183 211V209H182ZM200 211V210H199ZM1 212V211H0ZM7 212H10V211H7ZM170 212V211H169ZM205 212V211H204ZM203 212V213H204ZM207 212V213H208ZM259 212V211H258ZM175 213V212H174ZM237 213V214H236ZM2 214H3V211H2ZM1 214V216H2ZM10 214V213H8ZM12 215L14 214L13 211L11 213ZM16 214V213H15ZM14 214V215H15ZM152 214V215H151ZM180 213H178L179 215ZM259 214V213H257ZM5 215V213H4ZM3 215V216H4ZM16 215V216H17ZM62 215V216H61ZM172 215V214H171ZM204 215H207V214H204ZM261 215V214H260ZM259 215V216H260ZM10 216V215H9ZM64 216V217H63ZM211 216V217H212ZM5 217V216H4ZM8 217V216H7ZM14 217V216H13ZM61 217L63 219H61ZM203 217V216H201ZM210 217V216H209ZM65 218V219H64ZM217 220H218V217H216ZM1 219V217H0ZM8 219V218H7ZM204 219V218H203ZM209 219V218H208ZM211 219V218H210ZM2 220H5L4 218ZM9 220V219H8ZM12 220V219H11ZM62 220H65V221H62ZM161 220V219H160ZM167 220V219H166ZM183 220V219H182ZM220 220V221H221ZM263 220V218H262ZM174 221V220H173ZM190 221V220H189ZM188 221V222H189ZM204 221V220H203ZM212 221V219H211ZM210 221V222H211ZM216 220H214L215 222ZM219 221V220H218ZM5 222V221H4ZM10 222V221H9ZM194 222V221H192ZM217 222V221H216ZM260 222V221H259ZM258 222V223H259ZM185 223V222H184ZM249 222H247L248 224ZM3 224L2 221L0 222V225ZM5 224V223H4ZM187 224V223H186ZM196 224V223H194ZM221 224V223H220ZM257 224V222H256ZM157 225V224H156ZM168 225V224H167ZM192 225V223H191ZM190 225V226H191ZM208 225V224H207ZM219 225V224H218ZM255 225V224H254ZM7 226H8V223H7ZM162 226V225H161ZM173 226V224H172ZM178 226V225H177ZM214 226V225H213ZM258 226V225H257ZM2 227V226H1ZM5 227V226H3ZM10 227V226H8ZM192 227V226H191ZM208 227V226H207ZM218 228V226H216ZM214 227V228H216ZM221 227V226H219ZM6 228V227H5ZM5 228H4V231H5ZM171 228V227H170ZM195 228V227H194ZM184 229V228H183ZM207 229V228H205ZM3 230V229H2ZM0 228V261L1 259L3 260V258H1L2 255H4V250H3V245H2V242H3V237L1 236V234L3 233ZM8 230V229H7ZM6 230V231H7ZM18 230V231H17ZM45 230V231H44ZM213 231V228L211 229ZM210 230V231H211ZM174 231V230H173ZM219 231V230H218ZM221 231V230H220ZM8 232L7 231V235H8ZM12 232V231H11ZM44 232V233H42ZM168 232V231H167ZM185 232V230H184ZM217 232V231H216ZM223 232V231H222ZM175 233V232H174ZM212 233V232H211ZM215 233V232H214ZM20 234V236H19ZM52 234V235H51ZM167 234V233H166ZM200 234V233H199ZM213 234V233H212ZM219 234V233H218ZM224 234L221 233V235L223 236ZM230 234H229V237H230ZM232 234V235H233ZM3 235V234H2ZM158 235V234H157ZM177 236V232L175 234ZM214 235V234H213ZM217 235V234H216ZM214 235V236H216ZM198 236V235H197ZM220 236V234H219ZM5 237V235H4ZM71 237L73 238L74 241H72ZM164 237V236H163ZM199 237V236H198ZM225 237V236H223ZM227 237V236H226ZM228 237V238H229ZM70 238V239H68ZM156 238V239H155ZM172 238V237H171ZM175 238V237H174ZM183 238V237H182ZM205 238V237H204ZM221 237H219L220 239ZM233 238V237H232ZM231 238V239H232ZM9 239V237H8ZM8 239L7 242H8ZM160 240V241H157V240ZM179 239V238H178ZM184 239V238H183ZM222 239V238H221ZM226 239V238H225ZM235 239V238H234ZM70 240V241H68ZM157 242H156V241ZM165 240V239H164ZM167 240V239H166ZM181 240V239H180ZM199 240V239H198ZM205 240V239H204ZM217 240V239H216ZM224 240V238H223ZM228 240V239H227ZM185 241V240H184ZM203 241V240H202ZM209 241V240H208ZM208 241H204L203 243L205 242H208ZM218 241V240H217ZM231 241V240H230ZM71 242V243H69ZM164 242V241H163ZM182 242V241H181ZM200 242V241H199ZM209 242H213V241H209ZM227 243V241H225ZM157 243V244H156ZM167 243V242H166ZM214 243H216V241H214ZM219 243V242H217ZM229 243V241H228ZM227 243V244H228ZM12 244H13V241H12ZM198 244V243H197ZM210 244V243H208ZM230 244V243H229ZM228 244V245H229ZM159 245V246H158ZM168 245V244H167ZM179 245V244H178ZM184 245V244H183ZM188 245V244H187ZM203 245V244H202ZM205 245H207L205 243ZM214 245V244H213ZM212 245V246H213ZM2 246V247H1ZM5 246V245H4ZM7 246V245H6ZM5 246V248H7ZM159 248H158V247ZM181 246V245H180ZM236 246H232V247H236ZM18 247V248H17ZM163 247V246H162ZM161 247V248H162ZM177 247V246H176ZM179 247V246H178ZM210 247V246H209ZM208 247V248H209ZM217 247V246H215ZM219 247V246H218ZM158 248V249H157ZM172 248V247H171ZM203 248V246H202ZM206 248V247H205ZM231 248V247H230ZM167 249V248H166ZM183 249V248H181ZM213 249V248H212ZM10 250V249H9ZM198 250V248H197ZM208 250V249H207ZM230 250V249H229ZM234 251V249H232ZM162 251V250H161ZM158 252H160V250L157 251V254ZM165 252V251H164ZM179 252V251H178ZM183 252V251H182ZM212 252V251H211ZM218 252V251H217ZM221 252V251H220ZM227 252V251H226ZM236 252V251H234ZM9 253V252H8ZM7 253V255H8ZM162 253V252H161ZM188 253V252H187ZM190 253V252H189ZM207 253V252H206ZM233 253V252H232ZM13 254V253H12ZM164 254V253H163ZM162 254V255H163ZM197 254V253H196ZM202 254V253H201ZM166 255V254H165ZM183 255H184V252H183ZM203 255V254H202ZM209 255V253H208ZM180 257L182 255H179ZM194 256H197V255H194ZM220 256V255H219ZM5 257H8V256H5ZM163 257V258H161ZM203 257H206L203 255ZM12 258V256H11ZM179 258V257H178ZM183 258V257H182ZM193 258V257H192ZM229 258V257H228ZM5 259V258H4ZM7 259V258H6ZM170 259V258H169ZM172 259V257H171ZM185 259V258H184ZM183 259V260H184ZM207 259V258H206ZM211 259V258H210ZM209 259V260H210ZM222 259V258H221ZM11 260V259H10ZM182 260V259H181ZM186 260V259H185ZM191 260V259H190ZM208 260V259H207ZM7 261V260H6ZM9 261V260H8ZM7 261V262H8ZM13 261V259H12ZM11 261V262H12ZM179 261V260H178ZM204 261V260H202ZM211 261V260H210ZM213 261V260H212ZM217 261V260H216ZM5 262V261H3ZM2 262V264H3ZM163 262V261H162ZM165 262V261H164ZM183 262V261H182ZM181 262V263H182ZM190 262V261H189ZM12 263V264H13ZM191 263V262H190ZM199 263V262H198ZM211 263V262H210ZM215 263V262H214ZM213 263V264H214ZM195 264V263H194ZM197 264V263H196ZM218 264V263H217Z\"/></svg>","mask_w":264,"mask_h":264}]
</instances>
